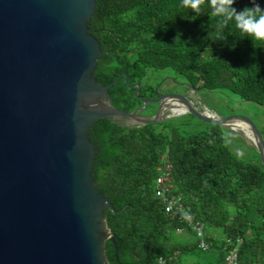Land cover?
Masks as SVG:
<instances>
[{
    "label": "trees",
    "instance_id": "obj_1",
    "mask_svg": "<svg viewBox=\"0 0 264 264\" xmlns=\"http://www.w3.org/2000/svg\"><path fill=\"white\" fill-rule=\"evenodd\" d=\"M257 2L264 8V0ZM252 6L251 0L234 4L238 11ZM212 12L211 0H202L199 12L182 0H96L89 33L104 55L94 76L103 84L121 72L128 77L109 88L114 105L130 111L140 98L154 97L159 72L198 90L264 105V41L234 21L221 25ZM133 83H140L138 96ZM189 123L171 118L128 127L102 118L91 125L96 186L117 211L126 206L120 213L105 211L116 241L105 244L109 264H160V256L176 252L180 261L191 250L189 237L176 232L178 219L155 195L157 167L165 158L173 166L172 192L202 222L207 239L216 244L242 236L241 264H264V167L258 151L255 160L242 158L228 145L224 127L206 123L187 132L182 126ZM204 251L217 252L224 264L219 248Z\"/></svg>",
    "mask_w": 264,
    "mask_h": 264
},
{
    "label": "water",
    "instance_id": "obj_2",
    "mask_svg": "<svg viewBox=\"0 0 264 264\" xmlns=\"http://www.w3.org/2000/svg\"><path fill=\"white\" fill-rule=\"evenodd\" d=\"M95 10L96 0H0V264H109L105 211L126 206L117 211L92 175L99 119L139 127L191 114L232 130L241 121L264 167V136L245 114L218 115L174 92L130 111L114 105L109 88L128 77L94 76L104 55L89 33ZM131 86L138 96L140 83Z\"/></svg>",
    "mask_w": 264,
    "mask_h": 264
},
{
    "label": "rangeland",
    "instance_id": "obj_3",
    "mask_svg": "<svg viewBox=\"0 0 264 264\" xmlns=\"http://www.w3.org/2000/svg\"><path fill=\"white\" fill-rule=\"evenodd\" d=\"M165 76L173 77L172 75L166 74L164 72H159V74L156 76L158 78V83L156 85L162 84V81L164 80L163 77ZM167 86H171L172 88L176 89L180 88L178 84L170 80L164 82V87ZM182 91L184 92V96L195 105L201 106L209 110L210 112H215L218 115H227L231 111L247 115L255 122L264 136V105H260L255 102L240 100L238 98H230L221 92H212L208 91V89L198 90L197 92H194L193 90L182 88ZM154 106L155 105L149 104V106L144 110V114L149 115L154 113L156 110ZM173 119L178 124L179 122L182 123L183 119L189 121V125L182 126V128L187 132L207 127V124L205 122L194 118L193 116H191V114L175 117ZM236 124L243 125L248 128V126L241 121H237ZM227 128L228 127H224V131L226 133L227 143L230 146L231 150H233L238 156L242 158L255 160L257 158V149L254 148L255 146L251 139H249L241 130H232L231 128H228L227 130ZM184 235L189 237L188 241L191 245V250L186 253H181L179 261L181 264H223L217 252H210L199 249L196 246V239L193 235ZM222 237H224V235L220 234L221 239Z\"/></svg>",
    "mask_w": 264,
    "mask_h": 264
},
{
    "label": "built area",
    "instance_id": "obj_4",
    "mask_svg": "<svg viewBox=\"0 0 264 264\" xmlns=\"http://www.w3.org/2000/svg\"><path fill=\"white\" fill-rule=\"evenodd\" d=\"M164 162L157 167L158 174L155 181V195L162 199L166 213H174L178 219L179 225L176 227L178 234H187L189 232L196 239L198 248L209 250L217 247L224 252V264H241L239 259V249L243 242L242 236H229L224 240L214 244L208 240L202 222L186 208L182 196L173 193L172 183V163L165 158ZM160 264H180L178 261V252L171 256H160Z\"/></svg>",
    "mask_w": 264,
    "mask_h": 264
},
{
    "label": "clouds",
    "instance_id": "obj_5",
    "mask_svg": "<svg viewBox=\"0 0 264 264\" xmlns=\"http://www.w3.org/2000/svg\"><path fill=\"white\" fill-rule=\"evenodd\" d=\"M202 0H182L184 7H190L194 12L200 11ZM236 0H211L212 14L220 17V23L227 26L234 21L236 28L247 33L255 40L264 41V8L257 2L251 0L252 7H245L238 11L234 7Z\"/></svg>",
    "mask_w": 264,
    "mask_h": 264
},
{
    "label": "flooded vegetation",
    "instance_id": "obj_6",
    "mask_svg": "<svg viewBox=\"0 0 264 264\" xmlns=\"http://www.w3.org/2000/svg\"><path fill=\"white\" fill-rule=\"evenodd\" d=\"M163 78H164V80L162 81V84H159V88L156 91V96L155 97H157L158 95L167 93V92L179 93V94H183V96H184V92L182 91V88L190 89V90H193L194 92L198 91V89L192 87L190 84H188L186 82H183V81H180V80H178L176 78H173L171 76H167V77L165 76ZM167 80L175 82L176 84H178L180 86V88L176 89V88H172L171 86L170 87L169 86L164 87V82H166ZM157 105H158V103L154 107L157 108ZM145 115H147V114H145Z\"/></svg>",
    "mask_w": 264,
    "mask_h": 264
},
{
    "label": "bare ground",
    "instance_id": "obj_7",
    "mask_svg": "<svg viewBox=\"0 0 264 264\" xmlns=\"http://www.w3.org/2000/svg\"><path fill=\"white\" fill-rule=\"evenodd\" d=\"M160 96V95H159ZM157 98V97H156ZM181 108H179V109H177L178 111L180 110ZM235 125H236V128L235 129H237V130H241L242 132H244L245 134H246V136L249 138V139H251L252 138V134H251V131H250V129L249 128H247V127H245V126H243V125H238V124H236L235 123Z\"/></svg>",
    "mask_w": 264,
    "mask_h": 264
},
{
    "label": "crops",
    "instance_id": "obj_8",
    "mask_svg": "<svg viewBox=\"0 0 264 264\" xmlns=\"http://www.w3.org/2000/svg\"><path fill=\"white\" fill-rule=\"evenodd\" d=\"M187 237V236H186Z\"/></svg>",
    "mask_w": 264,
    "mask_h": 264
}]
</instances>
